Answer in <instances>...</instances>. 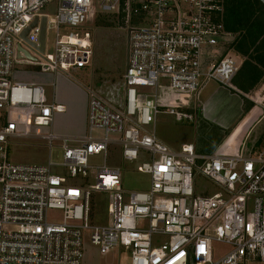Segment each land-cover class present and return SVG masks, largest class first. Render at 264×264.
Wrapping results in <instances>:
<instances>
[{
    "label": "built area",
    "instance_id": "2783aa9c",
    "mask_svg": "<svg viewBox=\"0 0 264 264\" xmlns=\"http://www.w3.org/2000/svg\"><path fill=\"white\" fill-rule=\"evenodd\" d=\"M54 2L55 12L44 14ZM94 3L130 31L120 104L88 92L82 138L34 133L50 150L59 144L60 163L11 164V140L33 138L30 126L48 131L66 111L47 103L43 86L17 81L26 72L13 66L42 75L87 67L93 44L85 26ZM42 18L46 40L54 32L52 54L46 42L42 54L36 50ZM234 38L224 28V0H0V264H82L84 238L102 255L118 253L120 264H264V149L201 156L184 144L176 152L146 130L159 109H169L178 123L193 122L188 110L209 82L231 88L239 64L227 55L215 59L214 51ZM17 46L35 61L17 59ZM245 98L264 112V84ZM112 146L126 163L144 158L136 172L148 177L147 191L122 189L120 171L106 166ZM99 156L103 166H90ZM195 175L219 190L196 195ZM94 193L109 195L105 226L90 221ZM50 211L60 213V223L48 222ZM215 244L227 250L214 255Z\"/></svg>",
    "mask_w": 264,
    "mask_h": 264
},
{
    "label": "rangeland",
    "instance_id": "374dc122",
    "mask_svg": "<svg viewBox=\"0 0 264 264\" xmlns=\"http://www.w3.org/2000/svg\"><path fill=\"white\" fill-rule=\"evenodd\" d=\"M56 3H52L43 10V13L52 15L55 12ZM94 17L86 28L93 37L92 56L89 65L82 70H70L69 74H60L67 81L73 84H79L85 89V92H92L111 106H118L123 94V75L125 73V55H126V35L125 26H123L117 17L101 15L97 3L93 5ZM133 26L136 24L133 23ZM70 32L71 30H66ZM54 32L49 31L46 40V53H53ZM235 41V38H234ZM234 41L225 46L226 53L224 55L233 57L238 63H241V68L237 77V81L252 82L256 79V71L261 73L258 82L253 86L249 93L257 91L264 84V70L253 60L252 57L242 58L237 56L233 50H230ZM14 72H26L29 75L38 72V68L26 64H15ZM51 82L43 85L47 103L56 101L57 94V78L58 73L54 74ZM53 76V75H52ZM17 81H23L22 77ZM164 81V80H163ZM232 81L231 84H234ZM144 94H154V89L140 88ZM248 92L246 95L249 94ZM245 95V96H246ZM54 99V100H53ZM189 113H193L189 111ZM60 130L53 128V125L48 131L34 129L30 126L33 138H22L11 140L8 157L9 162L14 165H41L45 166L51 161L54 164L61 162V151L57 142L52 143L51 150L48 143L34 138V133L42 134L44 132H52L54 134H67L68 124L64 126L60 123ZM66 129V130H65ZM148 132H153L156 138L165 144L173 151H179L181 144L194 142L196 139V126L190 122L183 121L178 123L174 116L169 113V109H159L155 117V121L149 127H146ZM65 131V132H64ZM68 136V135H67ZM98 136V134H95ZM75 138L76 136H70ZM144 162V158L133 164L124 162L119 155V149L115 146L110 147L106 159V166L117 168L121 173V186L126 192H144L148 190L149 179L147 176L136 172V167ZM89 165L92 167L103 166L102 156L93 157L89 160ZM55 174H65V172L57 167L53 168ZM72 182V181H70ZM76 182V181H74ZM86 184H91V181H86ZM192 187L196 195L210 196L217 192L219 188L212 182L196 176L192 180ZM109 195L104 193H94L90 201V221L96 227L105 226L107 223V205ZM48 222L60 223L61 216L57 211H50L47 215ZM82 264H120L122 257L119 254L112 252L102 255L98 249L93 246L88 238L83 239L82 243ZM227 247L215 244L213 254H221Z\"/></svg>",
    "mask_w": 264,
    "mask_h": 264
},
{
    "label": "crops",
    "instance_id": "0c3cea01",
    "mask_svg": "<svg viewBox=\"0 0 264 264\" xmlns=\"http://www.w3.org/2000/svg\"><path fill=\"white\" fill-rule=\"evenodd\" d=\"M91 20L86 26L91 23ZM86 26L85 30L88 31ZM92 44H94L93 37ZM214 52L217 53L215 59L226 53L224 47L216 48ZM208 54H205V63L208 62L206 58ZM238 64L237 74L241 68V63ZM60 74L58 73L57 78V102L54 99L52 102L64 105L66 111L63 115L56 116L52 125L53 128L60 130L61 122L64 126L68 124L67 134L56 135L69 138L76 136L75 139H79L86 134L88 93L81 85L67 81ZM52 75H42L38 72L33 75L26 73L23 74L22 80L43 86L51 82L55 76ZM256 81L258 80L254 79L248 83L243 80L234 81L231 88L223 87L215 82L205 85L197 104L192 110H188V112L192 111L191 114L194 116L193 122L190 123L196 126V140L188 145L193 146L197 155H211L215 152L235 155L240 150H249L251 154L256 155L264 149V112L260 108H254L245 98L246 93L250 92ZM182 145L184 144L180 147Z\"/></svg>",
    "mask_w": 264,
    "mask_h": 264
},
{
    "label": "trees",
    "instance_id": "16d2710c",
    "mask_svg": "<svg viewBox=\"0 0 264 264\" xmlns=\"http://www.w3.org/2000/svg\"><path fill=\"white\" fill-rule=\"evenodd\" d=\"M224 28L235 36L230 50L242 58L252 57L264 70V7L259 0H224Z\"/></svg>",
    "mask_w": 264,
    "mask_h": 264
},
{
    "label": "water",
    "instance_id": "95a60500",
    "mask_svg": "<svg viewBox=\"0 0 264 264\" xmlns=\"http://www.w3.org/2000/svg\"><path fill=\"white\" fill-rule=\"evenodd\" d=\"M259 2L263 5L264 7V0H259ZM37 24V19L34 20V22L32 23V25L25 29L24 32L21 35V39L25 42L26 41V36L29 32V30L34 27ZM129 33L130 31H127V35H126V55H125V69L127 68V63H128V54H129ZM45 42H46V33H45V18H42L40 21V35H39V45L40 47L38 49H36L39 53H43L44 49H45ZM17 59H22L23 56L25 59L29 60V61H35V58H33L31 55H29V53H27L26 51H24L20 46H17ZM21 54H23V56H21Z\"/></svg>",
    "mask_w": 264,
    "mask_h": 264
}]
</instances>
